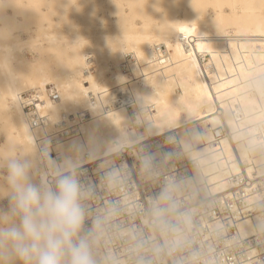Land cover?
<instances>
[{
	"label": "clouds",
	"instance_id": "obj_1",
	"mask_svg": "<svg viewBox=\"0 0 264 264\" xmlns=\"http://www.w3.org/2000/svg\"><path fill=\"white\" fill-rule=\"evenodd\" d=\"M11 6L0 0V14ZM228 79L172 116L145 106L119 117L116 139L58 147V159L32 139L11 145L0 155V264H262L250 238L264 251V60ZM153 136L164 137L156 150ZM97 160L93 182L84 165Z\"/></svg>",
	"mask_w": 264,
	"mask_h": 264
},
{
	"label": "bare ground",
	"instance_id": "obj_2",
	"mask_svg": "<svg viewBox=\"0 0 264 264\" xmlns=\"http://www.w3.org/2000/svg\"><path fill=\"white\" fill-rule=\"evenodd\" d=\"M253 60H264V0H12L0 14V155L29 139L54 159L58 147L103 145L119 117L191 109ZM100 162L84 165L86 179Z\"/></svg>",
	"mask_w": 264,
	"mask_h": 264
},
{
	"label": "built area",
	"instance_id": "obj_3",
	"mask_svg": "<svg viewBox=\"0 0 264 264\" xmlns=\"http://www.w3.org/2000/svg\"><path fill=\"white\" fill-rule=\"evenodd\" d=\"M51 99L52 100H57L58 99V95L56 93L52 94L51 95ZM237 191H238V188L235 189V193H237ZM232 199L233 198H231L229 196H226V199H225V202H224L225 211H230L229 205H230ZM251 244L253 245L252 246L253 248L258 250V258H261V259L264 260V251H259L260 246L255 243V239L251 240Z\"/></svg>",
	"mask_w": 264,
	"mask_h": 264
},
{
	"label": "rangeland",
	"instance_id": "obj_4",
	"mask_svg": "<svg viewBox=\"0 0 264 264\" xmlns=\"http://www.w3.org/2000/svg\"><path fill=\"white\" fill-rule=\"evenodd\" d=\"M6 200H7V201H6ZM8 200H9L8 198H7V199L4 198V199L0 202V206H1L0 208H3V207H4L3 209H4L5 211H6V210L8 209V207H9ZM4 202H5V203H4ZM6 204H7V205H6ZM2 206H3V207H2Z\"/></svg>",
	"mask_w": 264,
	"mask_h": 264
}]
</instances>
